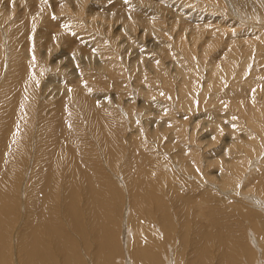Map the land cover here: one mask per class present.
Instances as JSON below:
<instances>
[{
    "label": "bare ground",
    "instance_id": "obj_1",
    "mask_svg": "<svg viewBox=\"0 0 264 264\" xmlns=\"http://www.w3.org/2000/svg\"><path fill=\"white\" fill-rule=\"evenodd\" d=\"M0 264H264V0H0Z\"/></svg>",
    "mask_w": 264,
    "mask_h": 264
}]
</instances>
